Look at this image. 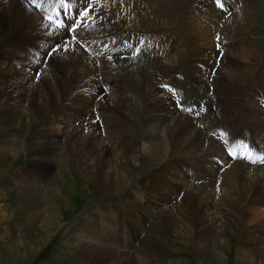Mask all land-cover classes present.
<instances>
[{"label": "bare ground", "instance_id": "obj_1", "mask_svg": "<svg viewBox=\"0 0 264 264\" xmlns=\"http://www.w3.org/2000/svg\"><path fill=\"white\" fill-rule=\"evenodd\" d=\"M186 3L0 0V113L6 121L28 118V135L47 127L36 151L44 158L53 139L63 136L66 148L75 147L83 173L92 169L94 181L124 193L117 205L123 218L115 222L125 225V235L104 237L103 226L97 241L112 237L130 249L83 244L89 264L109 258L112 264H157L154 247L144 242L157 234L156 224L180 227L183 238L193 241V256L218 264L232 250L235 225L243 221L248 227L235 238V260L264 264V163L254 159L264 154V42L259 35H241L257 23L264 27V8L240 0L239 13L227 15L228 0ZM138 47L155 52L140 53ZM186 83L195 87L180 89L177 100L169 85ZM190 94L210 106L194 104ZM142 160L153 168L140 175ZM255 214L256 224L249 219ZM128 222L135 231L143 222L140 232L149 225L135 248Z\"/></svg>", "mask_w": 264, "mask_h": 264}, {"label": "rangeland", "instance_id": "obj_2", "mask_svg": "<svg viewBox=\"0 0 264 264\" xmlns=\"http://www.w3.org/2000/svg\"><path fill=\"white\" fill-rule=\"evenodd\" d=\"M180 1L187 2L186 4L188 5L196 2V0ZM217 1L221 2V0ZM228 1L230 4L228 5L229 10H227L226 14H238L237 10L239 9L240 0ZM254 1L257 3L258 8H264V0ZM213 2H216V0H213ZM257 24L251 30H242L241 35L244 36L245 34L248 37L259 35L256 37L260 38V40L262 39V42H264V27L261 26L263 23ZM137 34L142 35L146 33ZM148 34L151 33L148 32ZM157 44L162 50V46L159 43ZM174 45L175 42H172L171 47ZM24 48L31 52L27 46ZM234 48L237 49L236 46ZM138 49L141 50L140 53L155 52L151 47H138ZM217 49H221V47H217ZM221 51H225L224 48ZM32 53L36 57L42 58V55L37 54L36 51H32ZM263 54L264 47L261 49V56ZM262 58L264 60V55ZM27 59L37 66L38 69L42 70L44 68L43 64L38 60H34L31 57H27ZM257 60L259 61V58ZM195 63L197 65L193 64L196 68L209 72V68L206 65L200 64V62ZM213 74L214 71H211V75ZM175 77L182 80L185 84L183 74H177ZM251 82L250 78L246 86L240 88V92H244L247 85ZM169 86L176 88L177 96L175 95V98L177 100L180 98V89L188 92L189 89L195 87L194 83H186L184 87H178L174 84ZM102 90L104 91L105 99H107V89L102 87ZM190 96L194 104L198 106L199 104L210 106L202 101L199 103L197 101L198 98H194L191 94ZM178 108H181V105ZM15 118H8L9 120L6 121V116L0 113V264H89L92 257L89 256L88 249L86 253H81L80 251V247L83 244L87 246L100 244L101 247L105 245H107L105 247L116 246L122 250L130 249V247L126 248L122 244L112 242L113 236L122 237L125 235V225L121 226L117 221L115 222V219L118 220L122 217V215L120 217L118 214L119 209L117 205L121 206V201L125 200L123 191L113 188L108 189L102 183L94 181V179L89 177L91 176V172H93L92 169L89 173H83L79 166L80 159L78 160V157L74 153L75 147L72 146L73 151L66 148L63 136L53 139L52 144H50L53 150L50 152L49 158H44V156L37 154V147H39L41 141H44V131H46L47 127H39L38 132L34 131L28 135V118L24 116L22 118ZM248 126L254 129L249 123ZM233 133L235 132L233 131ZM138 134L140 136V133L136 132L135 138L139 137ZM213 138L219 144L216 141L215 135ZM262 150L264 151L263 148ZM222 151L224 153L223 148ZM228 159L231 158L228 157ZM234 159L236 158L231 160ZM82 160H85V158L83 157ZM212 160L218 163L219 159L215 157ZM85 161L89 164L92 163L88 159ZM149 165L142 160L138 168L139 174L143 175L147 169L153 168ZM177 172L180 181H182L183 172L181 166ZM190 176L193 177V174L190 173ZM200 176L202 177V175ZM138 180L139 177H136L135 183ZM165 180L166 178L164 177ZM164 181L162 180L163 183ZM185 184L188 185L190 183ZM182 195L183 192H181L179 198ZM138 200L143 204L146 202V199L141 196H138ZM202 209L205 210L204 207ZM255 217H257V214L250 215L249 219H251V222ZM244 223V221L236 223L235 238L239 236L238 233L242 228L247 226ZM127 225L135 236L130 240L135 248L144 238L149 225L147 223L144 224L145 226L141 232L139 227L143 226V222L137 225V231H135L136 226L134 224L128 222ZM103 226L107 228L104 233H102ZM154 230L157 234L151 236V239L150 237L145 238L144 242L148 245L151 244L155 248L152 249L155 250L153 254L157 255V264H205L202 259L192 255L194 249L193 241L190 243L187 238H183V230H180V227L166 226L163 228L162 225L156 224ZM101 233L104 234V237H107L108 234H111L112 237L109 240H107L108 238H104L98 242L97 240ZM235 238L230 242L231 245H228V250H231V248L232 250L227 252L224 260L218 264H238L235 260L237 249ZM107 252L112 254L110 250H107ZM143 259L145 262L149 260L147 257H143ZM135 263L138 262L132 260L126 264ZM105 264H112V259L109 258ZM209 264L217 263L212 261ZM242 264L253 263L244 262Z\"/></svg>", "mask_w": 264, "mask_h": 264}, {"label": "snow or ice", "instance_id": "obj_3", "mask_svg": "<svg viewBox=\"0 0 264 264\" xmlns=\"http://www.w3.org/2000/svg\"><path fill=\"white\" fill-rule=\"evenodd\" d=\"M54 2H55V0H54ZM64 2L67 4L68 2H69V0H64ZM68 13H67V11H65V15H67ZM81 15H83V13L81 14ZM45 19L47 20V19H50V17H45ZM63 23V21H61V24ZM48 25L46 24L45 25V27H47ZM259 155V162H261V163H264V154H258ZM255 162V161H254Z\"/></svg>", "mask_w": 264, "mask_h": 264}]
</instances>
